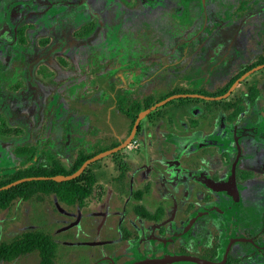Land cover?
Listing matches in <instances>:
<instances>
[{"label":"rangeland","instance_id":"rangeland-1","mask_svg":"<svg viewBox=\"0 0 264 264\" xmlns=\"http://www.w3.org/2000/svg\"><path fill=\"white\" fill-rule=\"evenodd\" d=\"M13 1L17 0H0V23L4 17L5 7ZM169 2L173 6L169 5L167 14L158 15L156 12H143V8L138 3L127 6L122 1L117 17L119 24L115 31L105 35L107 40L94 43L91 41L92 35L86 34L80 40L76 38L74 44L63 50V53L54 51L52 53L54 59H48V64H45L41 71L33 72L38 85L35 84L33 90L35 98L41 92L45 93L42 98L44 105L37 112L40 118L50 119L42 135L38 123H35L30 139L29 134L26 136L27 132L22 127L23 122L20 118H11L0 109V140L6 138L3 137L6 134H14L16 139H21L16 148L20 147L18 151L23 152L26 146L33 144L35 138L49 139L45 149L46 154L58 159L65 166L80 145H84L83 147L88 151L94 146L105 148L111 140H120L124 136L127 121L114 111L118 95L126 93L129 97H140L149 91L153 94L162 93L166 90L165 87L176 84L189 89L202 86L214 88L215 82L221 86L224 79L229 78L241 65L251 62L261 50L264 0H257L240 18L239 36L233 41V48L228 52L230 57L228 62H225L224 49L213 55L214 57L204 59L205 50L212 49L216 45L213 34L207 39L202 35L204 31L201 35L193 36V33L200 31L197 21L200 1L197 0L190 7V11L184 8L181 0H169ZM228 3L227 0L219 2L215 0L213 6L208 7L209 0H203L202 6L208 7L213 13L224 10ZM122 4L124 7L121 8ZM63 9L62 5L47 9L46 15L51 25L48 29H42L41 24L36 25L34 30L27 32V38L31 43H35L42 33L47 32L52 36L53 32H60L64 27L59 25ZM73 30L89 32L90 27L82 16L77 15L71 25L65 24L67 41L71 38L70 34ZM227 35H231L229 30ZM231 39V36H228L224 42L228 44ZM59 57L67 62L65 67L59 64L61 62ZM154 60L158 64L152 66L151 62ZM25 70L26 65L21 56L16 55L7 69L0 63V99L6 90L13 92L17 87H21L22 91L30 90L25 80ZM250 76L247 78L250 82L261 77L264 80V75L260 71ZM11 79L13 80L10 84L8 81ZM105 79L107 82L100 85L99 82ZM73 102L79 103L84 116L74 114L71 138L64 143L65 131L62 129L64 123H61L68 118H65V114H69L68 111L72 112L70 107ZM201 108L200 105L186 108L179 107L178 104H170L164 108L165 118L157 124L145 118L141 120L140 132L136 133L132 142L123 149L121 156L130 165L124 189L117 190L113 180L114 177H118L116 167L105 158L102 161L105 167L96 170L95 194L85 201L84 207H64L54 196L44 194H38L36 199L28 202L17 200L14 205L0 211V240L8 241L15 233L24 229H43L51 233L58 244L55 264H104L105 257L114 252L112 247L117 246L115 243L120 235L117 220L120 216L123 217L124 211L129 216H133V211L136 210L140 213L145 211L150 215L159 200L153 189L155 176L152 184H145L147 179H140L136 166L149 165L152 157L155 160L154 165L163 166L161 160L165 162L171 159L177 151L182 157L191 152L192 157L202 159L198 150L211 149L212 146H208L210 143L229 146L224 148L226 151L224 156H218L216 159L221 161L219 170L224 172L230 170L232 162L237 158V143L240 159L243 158L240 127L237 132H234L236 126L233 127V134L229 139L224 136L227 130L221 134L220 124L211 120L208 115H201ZM93 109L99 111L96 113L97 120L96 123L89 124ZM251 112L255 113L254 110ZM241 125L251 127L252 124L245 118ZM104 135L108 136L107 140H103ZM13 148L10 146L9 150L12 152ZM195 152L198 153L195 155ZM18 155L22 158L20 159L22 162L25 156L20 153ZM2 158L3 155L0 153L1 164H3ZM244 163V170L249 173V177L256 176V172L249 168L252 165V157ZM159 171L165 174V170L160 168ZM131 175L132 178L135 175L133 180L136 182L132 186L128 184V177ZM145 186L148 188L147 191L143 189ZM149 188H152L153 192L149 191ZM138 190L140 194L136 201L131 194ZM124 205L125 210H123ZM263 207L264 198H261L259 205L252 204L251 212L259 211ZM119 209H121L120 214ZM256 214L258 212H254L248 220L242 217L248 221L245 224L239 217L240 236L245 230L258 233L261 225L257 216H254ZM210 240L211 236L205 240V244ZM106 247L111 248L108 250ZM242 249L243 252L249 251L252 255L259 256L255 255L251 246H242ZM262 255L264 256V253ZM128 258L131 257H123L118 262H124ZM248 258L243 261L251 264L247 262ZM2 264H39V256L37 252H30L17 260Z\"/></svg>","mask_w":264,"mask_h":264},{"label":"trees","instance_id":"trees-1","mask_svg":"<svg viewBox=\"0 0 264 264\" xmlns=\"http://www.w3.org/2000/svg\"><path fill=\"white\" fill-rule=\"evenodd\" d=\"M67 0L55 3H43L40 0H27V1H13L9 5H7L4 9V17L2 22L0 23V28L3 27L2 32L4 34V40L0 39V63L7 67L11 61L14 59V47L16 44H25L24 33L28 29L32 28L33 25L29 24L31 21L34 24H42L46 25L48 15L47 9L52 6H64L63 12L61 14L62 20L74 19L79 16H84L85 18L91 19L93 18L92 15L85 9L84 6L78 7L74 6L71 3H66ZM90 1V0H89ZM103 1V0H102ZM106 2H112L110 7H115V3H119V0H104ZM85 2V1H84ZM257 0H240V18H242L248 11L249 8L255 3ZM86 4V2H85ZM87 5V4H86ZM81 9V13L80 12ZM75 11V12H74ZM115 11V10H114ZM112 11V12H114ZM77 12V13H76ZM110 15V14H109ZM73 22V21H72ZM199 34L202 31L204 33L203 36L215 34L217 31H221L226 24L221 23H210L205 20H199ZM103 28L99 26L95 27L92 30L94 33V40L102 38V33L107 31L108 23L103 20ZM72 24V23H71ZM215 31V32H214ZM263 44L261 46V50L259 53L254 57V59L241 65L229 78L224 79L221 86L214 85V88H209L208 86L197 87L193 89L186 88L185 86L181 85H173L165 87V91L162 93L153 94V92L149 91L143 94L140 97H129L126 93H122L116 97L115 104H114V111L117 114L124 117L127 121V125L125 128L124 136L120 140H111L108 143V146L105 148H99L94 146L92 150L88 151L85 147L79 146L76 150L75 155L69 161L67 165H63L58 159H55L51 155L46 154L45 149L49 143V139L39 140V138H35L33 144L31 146H26L25 151L19 152L18 149V141L21 139H16L14 134H6V138L0 140V153H2L3 158L0 166V187L7 185L13 181H16L21 178L26 177H35V176H54L58 174L68 175L76 171L82 163L92 157L93 155L110 149L112 147L117 146L120 144L130 133L133 122L135 121L137 114L152 106L158 101L162 99L174 95V94H201L206 96H219L224 94L228 88L232 85V83L244 72L251 69L254 66L264 64V23H263ZM212 54L210 55H203L204 59L208 60L213 55L216 54L217 51L223 49L222 47H214L212 48ZM26 64H29L31 68L32 63L29 59V56L22 55L21 56ZM202 57V58H203ZM157 61L154 60L151 62V65H157ZM205 64V63H204ZM33 69V68H32ZM262 75H264V68L258 70ZM257 71V72H258ZM255 74V72H254ZM252 74V75H254ZM31 75L33 76V70L29 73L26 69V79L31 87ZM30 76V77H29ZM251 77V76H250ZM246 77L241 83L233 90V92L225 99L218 100V101H207L199 98H179L168 102L167 104L159 107L152 113L148 114L145 119L153 124H157L158 122L162 121L166 116V111L164 108L170 104H178L179 107H190V106H201V115H208L211 120L219 123H224L226 128V132L224 136H227L229 139L232 137V129L233 126L235 127V132H237L238 124L243 121L245 118L250 117L253 120V124L251 125L252 129L256 128V125H259L260 122L264 119V80L259 78V80L254 79L252 82L247 80ZM101 82L99 84L101 85ZM35 83V82H34ZM34 87V86H32ZM19 88V89H17ZM14 89L13 92H7L3 97L0 99V109L4 111L9 117L11 118H20L22 120V127L26 129V136L29 134L30 139L33 134V128L35 127V123L39 125V131H41L40 135H42L44 129L48 125L50 119L49 118H40V114L37 110L43 107L44 103L41 101L32 100L29 97V93L22 91L21 87H17ZM17 91V93H15ZM20 94V97H18ZM15 99L17 102L15 103ZM72 107L70 109L72 112L68 111L69 114H65V118L61 124L64 123V128H62L64 132V143L66 140L71 138V123L74 118V114H78L79 116H84L82 110L79 108V103L73 102L71 103ZM206 105V106H204ZM254 110V114L251 112ZM93 115L89 118V124L94 122L96 123V113L99 111L93 109ZM263 112V113H262ZM257 116L261 118V120L256 122ZM71 119V120H70ZM5 125L7 126L6 122ZM68 126V127H67ZM141 121L138 125L137 132H140ZM243 129L240 126V133ZM2 133V132H1ZM3 135V134H2ZM238 135V133L236 134ZM67 138V139H66ZM103 140H107L108 136L104 135ZM42 142V144H40ZM226 145V144H224ZM14 147L12 152L9 150V147ZM42 146V147H41ZM225 147L229 146H224ZM234 150L236 148L232 146ZM123 149L115 152L111 155L105 156L90 165H88L85 170L75 179L63 181V182H55L52 180H31L19 183L15 186H12L8 189L0 191V211H3L9 208L12 204L14 205L15 201L20 200L22 201H30L36 199L35 197L40 195H51L56 198L58 202H60L64 207H84V203L86 200L92 197L94 190L97 186V176L96 170L102 169L105 167L102 164V161L107 158L109 159L114 167H116L118 177H112L115 181V186L117 190L124 189L125 186V178L126 173L129 170V163L122 158ZM18 153L25 156V159L21 162ZM10 155V156H7ZM145 191L148 190L147 186L143 188ZM138 191H135L133 199L136 198L138 201L140 194ZM96 196H98L96 194ZM101 199V198H100ZM178 206L183 209L184 207L182 202H178ZM233 206H237L235 202H231L229 205H225V209L232 208ZM221 209V208H220ZM234 209V208H233ZM204 209L198 210L196 208L195 211L189 213L188 215H184L185 218H179V214L177 218L174 219V222L177 223L178 227L175 231H166L168 235L171 236L172 234H178L183 229L185 223H187L188 219H190L195 212H201L198 215V220L194 222L193 226H197L200 222L204 219L207 212L202 211ZM235 210V209H234ZM140 213L139 210H136ZM143 212V211H142ZM141 212V213H142ZM163 208H159L158 212L155 213L154 216H151V219L154 221H162L165 218L166 213ZM232 212V211H231ZM235 212V211H233ZM127 218V217H126ZM165 220V219H164ZM171 224V223H169ZM168 225V224H167ZM165 226V228L167 227ZM126 226L125 221L121 223L120 230L122 232L121 240L122 241H129L132 247L138 246L137 240L139 239V234L136 231L130 232V235H126ZM167 230V228H166ZM165 232V231H163ZM221 234V232H220ZM261 238L257 240L252 239V242H246L244 240H239L231 246L229 252L226 255L225 261L223 264H247L244 263L247 257L249 258H256L259 264H264V226L261 228ZM183 236V235H182ZM224 236L223 238H221ZM230 237V236H229ZM228 237V238H229ZM233 237H238V235L234 234ZM242 236H240V239ZM209 238V236H208ZM207 238V239H208ZM226 235L221 234L218 237V242L216 243L215 248L218 251V257L213 258L211 255H208L204 252L200 253L194 246H190L189 238L177 237L172 239L169 243L170 246L167 249L171 255L176 254H191L195 255L196 253H191L190 251L192 248L197 250L199 257L211 260V261H222L223 259V252L225 249V245L228 241ZM239 243V244H238ZM150 247L145 248V252L141 254L140 258L148 257L149 259L160 258L163 250L162 244L160 241H157L154 245L148 244ZM240 245V246H237ZM242 246H251L254 248L255 255L258 254L259 256H254L249 251L243 252ZM255 246V247H254ZM57 247L58 244L54 241L53 236L51 233L37 228H29L19 231L15 233L8 241H1L0 240V264L12 262L17 260L19 257L24 256L30 252H37L39 256V264H55L57 258ZM133 249V248H132ZM240 249V252H238ZM250 256H249V255ZM248 258V260H249ZM137 259V258H136ZM132 259L125 261L123 264H130ZM248 262V261H247ZM104 264H108L107 262H103ZM171 264H190L187 262H177Z\"/></svg>","mask_w":264,"mask_h":264},{"label":"flooded vegetation","instance_id":"flooded-vegetation-1","mask_svg":"<svg viewBox=\"0 0 264 264\" xmlns=\"http://www.w3.org/2000/svg\"><path fill=\"white\" fill-rule=\"evenodd\" d=\"M43 3H55L52 1H45L40 0ZM64 0H58V2H61ZM86 4H85V2ZM125 2L126 5L132 6L133 3H138L140 7L143 8V12H156L158 15L167 14L168 7L170 2L169 0H119V4L115 3V8L110 7L111 3L113 2H106L102 0H71L66 1V3H71L74 6L78 7L76 9H79L80 6H84L85 9L92 15L93 18L88 19L84 18L86 21V24L89 25L90 31L89 32H83L78 30L71 31V38L67 41V32L65 31V24L71 25L73 19H64L62 20L61 16V23L60 26H63L62 29H60V32L56 33L53 32V35H49L47 32L42 33L40 37L35 41V43H31V41L27 38V32L32 31L36 28V25L31 21H29V24H32L33 27L25 31L24 38H25V44H16L14 47V54L15 56H22L27 55L29 56V59L32 63L31 68L29 64H26V69L30 73L32 70L33 72L41 71L45 67V64L47 63V60H53V52L57 51L60 53H63V50L67 49L69 46L74 44V41L77 39H81L86 34H91V41L94 43H100L101 41L104 42L106 39L105 35L107 33H112L116 30L118 26V20L117 17H119V5H121V2ZM197 0H181L182 5L185 9H189L190 7L194 5V3ZM200 1V10L199 14L197 16V21L199 20H205L211 24L213 23H221L226 24L227 26H224L221 31H217L215 34H213V39L216 42L215 47L217 48L222 47L225 52V62L230 61V57L228 55V52L233 48V41L239 36L238 27L240 24V0H227L229 3L227 4V7L222 11L217 12H211L208 7L213 6V2L215 0H209L210 4L207 5L208 7L202 6L203 0ZM217 2L222 0H216ZM207 4V3H206ZM126 6V7H127ZM173 6V5H171ZM124 7V4H122L121 8ZM120 8V10H121ZM115 10V11H114ZM114 11V12H112ZM75 12V11H74ZM77 13V12H76ZM81 13V9L80 12ZM110 14V15H109ZM153 17V16H149ZM52 19V18H51ZM47 20L46 25H42V29H48L49 20ZM53 20V19H52ZM103 20L108 23L107 31L100 34L102 35V38L94 40V33H92V30L99 26L100 28H103ZM82 27H85V25H82ZM3 27L0 28L2 32ZM230 31L231 35H227V31ZM199 34L198 32L193 33V36ZM201 35V34H200ZM226 35L231 36V41L227 44L224 41L226 40ZM209 35L204 36V38H208ZM0 39L4 40V34L0 33ZM53 49V50H52ZM213 49H206L205 55L212 54ZM227 50V51H226ZM219 51L216 52V54ZM14 60V59H13ZM12 60V61H13ZM59 64L63 67L66 66L67 62L59 57ZM207 60V59H206ZM11 61V63H12ZM10 63V64H11ZM2 64V63H1ZM10 64L5 67L7 69ZM4 67V65L2 64ZM33 68V69H32ZM99 69V68H98ZM30 77V76H29ZM33 78V81L31 82L30 90H26L25 92H29V97L32 100H39L42 102V98L44 97V92H41L40 95L35 98V95L33 94V90L37 85L35 79H34V73L33 76L31 75V79ZM13 79L9 80L8 83L11 84ZM25 80L26 79V70H25ZM107 82V80H103L101 82L104 83ZM28 83V82H27ZM34 86V87H32ZM38 86V85H37ZM22 89V88H21ZM7 92H12L10 90H6ZM4 93V95L6 94ZM3 97V96H2ZM18 97H20L18 95ZM263 113V112H262ZM264 114V113H263ZM64 118V117H63ZM250 124H253V120L250 117H247ZM261 120L260 117L257 116V124ZM244 121V120H243ZM241 121V122H243ZM241 122L237 125L238 127L241 126L243 131L240 133V141L242 143V150L244 153V156L242 159H240V153L237 160L232 162L230 170L222 171L219 170V162L221 164V161L217 160V157H223L225 154V149H223L224 145L220 144L219 146L216 144L210 143L208 146L211 147V149H204L201 148L198 151L200 152L202 159L192 157L191 152H188L182 155H179L177 151L172 155V158L169 160H161V164L163 166L154 165L155 160L154 158H151V162L149 165H140L136 166L137 173L139 174L140 179H147V182L145 184H152V180L155 176L154 183V193L157 194L159 200L157 203V206H155L154 211L148 215L143 211L142 213H138L137 211H133V216L127 215V213L124 211V215L122 218L119 217L117 222H119V237L118 241H116L115 245L112 247L113 253H110V256H106L104 261L109 263V259H112L115 264H123L124 262H118L119 259L123 257L130 256L131 258H128V260L132 259L130 264L144 260L149 259L148 257L140 258L141 254H143L145 251V248L150 247L148 244L154 245L157 241H160L162 244V250L163 253L160 258L164 256V249H166L165 252L168 254H171L167 249L170 246V241L174 238L183 237L189 238L190 246H194L195 249L202 253H206L208 255H211L213 258L218 257V251L215 248L216 243L218 242V237H220L221 234H225L228 238V242L232 239H240V233L238 232L239 228V217L240 221H242L243 224H245L246 220H244L242 217H245L247 220L250 218L254 212H258V214L254 215L258 218V223L261 225V227L258 228V233H253L250 230H245L242 233V239L246 242H252V239H256V242L258 239L261 238V228L264 226V207L259 211H252V204L259 205V200L261 198H264V119L262 122L259 123V125H256L257 127L252 129L250 126H242ZM220 127H222V132L226 130L224 123H219ZM240 125V126H239ZM254 125V124H253ZM234 127V126H233ZM137 134L139 132H136ZM219 133V131L217 132ZM179 150V149H177ZM198 152H195V155ZM252 157V165L249 167L253 172H256V176H250L247 171H245V161L250 159ZM154 161V162H153ZM144 166V168H143ZM160 168L162 170H165L162 173V171H159ZM130 170V165H129ZM128 170V171H129ZM127 171V173H128ZM126 173V174H127ZM260 175V176H258ZM135 177V175H134ZM133 177V178H134ZM132 175L128 177L129 185L132 186L135 180H133ZM135 179V178H134ZM136 183V182H135ZM144 184V185H145ZM143 185V186H144ZM152 188H149V191L153 192ZM148 191V192H149ZM240 195V199H238ZM131 197L133 198V194H131ZM131 200V199H130ZM135 201V200H134ZM132 202V200H131ZM178 202H182L184 207L181 210V208L178 206ZM231 202L236 203V207L233 206L232 208L225 209V205H229ZM159 208H163L165 210V220L162 221H154L151 219V216H154L155 213L158 212ZM204 209L202 211L207 212L204 219L200 222L199 225L193 226L194 222L198 220L199 217L195 218L196 216L200 215L201 212H195L193 216L188 219L187 223H185L183 229L178 234H172L171 236L168 235V232L166 231H175L178 227L177 223L174 222V219L177 218V215L179 214V218H185L184 215H188L189 213L196 210ZM221 208V209H220ZM235 210H234V209ZM123 210H125V205L123 206ZM232 211V212H231ZM235 211V212H233ZM121 212V209H119V214ZM127 215V218H126ZM135 218V219H134ZM195 219L194 222L190 227H188V223L191 219ZM125 221L126 226V235H130V232L136 231L137 234H139V239L137 240V245L135 247H132L130 245L131 243L129 241H122L121 235L122 232L120 230L121 223ZM171 223V224H169ZM168 224V225H167ZM167 225V230L165 226ZM188 227V228H187ZM165 231V232H163ZM221 232V234H220ZM236 234L238 237H233V235ZM183 235V236H182ZM208 236H211V240L208 244H205V240L208 238ZM222 236L221 238H223ZM239 240L234 241L233 243L237 242ZM231 244V246L233 245ZM225 245V248H226ZM230 246V248H231ZM108 249V247H106ZM111 247H109L110 249ZM133 248V249H132ZM108 249V250H109ZM194 248L190 251L191 253H196L193 256H197L198 252L195 251ZM230 250V249H229ZM105 251V250H104ZM225 251V249H224ZM229 252V251H228ZM240 252V249L239 251ZM113 255V256H112ZM191 255V254H188ZM105 256V255H104ZM224 256V252H223ZM199 257V256H197ZM137 258V259H136ZM202 258V257H200ZM103 259V257L101 258ZM205 259V258H204ZM223 259V258H222ZM208 260V259H207ZM127 261V259H126ZM211 261V260H210ZM213 262H220L219 261H213ZM251 264H259V262L256 260V258H249L248 260Z\"/></svg>","mask_w":264,"mask_h":264},{"label":"water","instance_id":"water-1","mask_svg":"<svg viewBox=\"0 0 264 264\" xmlns=\"http://www.w3.org/2000/svg\"><path fill=\"white\" fill-rule=\"evenodd\" d=\"M264 68V64H260L257 66L252 67L251 69L247 70L246 72H244L242 75H240L233 83L232 85L228 88V90L219 96H206V95H201V94H196V93H192V94H174V95H170L164 99H162L161 101L156 102L155 104H153L152 106L140 111L137 114V117L135 119V121L133 122L131 131L129 133V135L117 146L112 147L110 149L101 151L95 155H93L92 157L86 159L82 165L73 173L68 174V175H63V174H58V175H54V176H35V177H26V178H21L18 179L16 181H13L11 183H8L7 185L1 186L0 187V191L1 190H5L8 189L12 186H15L19 183L25 182V181H31V180H52L55 182H63V181H68V180H72L75 179L76 177H78L84 170L85 168L90 165L91 163L105 157L108 155H111L115 152H118L122 149H124L127 145H129L132 142L133 137L135 136L137 130H138V125L140 123V121L145 118L148 114L152 113L153 111H155L156 109H158L159 107L167 104L168 102L175 100V99H179V98H199V99H203V100H207V101H218V100H222L227 98L232 92L233 90L241 83V81H243L246 77L250 76L251 74H253L254 72L263 69ZM235 132V131H234ZM237 158L239 156L240 153V149L238 147V143H237ZM198 216H196L195 218H197ZM194 218L191 219L188 223V227H190L192 225V223L194 222ZM187 227V228H188ZM236 240H247V239H232L228 242V244L226 245L225 251H224V256H223V260L220 262H213L204 258H200L197 256H193V255H187V254H176V255H171L168 254L166 251V249H164V256L162 258H155V259H144V260H140L137 262H134L132 264H171V263H177V262H187V263H194V264H223V262L225 261L226 255L230 249L231 244L236 241ZM109 263L110 264H115L114 261L112 259H109Z\"/></svg>","mask_w":264,"mask_h":264}]
</instances>
